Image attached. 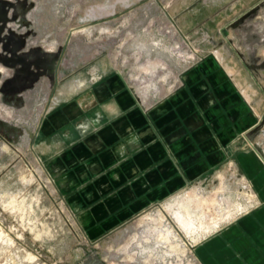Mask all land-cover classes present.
<instances>
[{
  "label": "rangeland",
  "instance_id": "rangeland-1",
  "mask_svg": "<svg viewBox=\"0 0 264 264\" xmlns=\"http://www.w3.org/2000/svg\"><path fill=\"white\" fill-rule=\"evenodd\" d=\"M210 2L0 0V264H200L194 246L202 236L260 202L243 154H262L263 119L242 135L239 158L98 239L87 235L36 150L42 118L85 90L99 61L145 110L176 91L183 72L204 58L199 43L219 37L186 32L181 16ZM188 217L211 229L190 235L180 220Z\"/></svg>",
  "mask_w": 264,
  "mask_h": 264
},
{
  "label": "crops",
  "instance_id": "crops-1",
  "mask_svg": "<svg viewBox=\"0 0 264 264\" xmlns=\"http://www.w3.org/2000/svg\"><path fill=\"white\" fill-rule=\"evenodd\" d=\"M193 13L181 16L183 30L219 37L199 43L204 58L150 110L99 61L87 72L90 85L42 118L37 153L92 239L239 158L242 135L264 120V0H211ZM256 137L262 154L243 161L260 202L202 236L194 246L200 264H264V133Z\"/></svg>",
  "mask_w": 264,
  "mask_h": 264
},
{
  "label": "bare ground",
  "instance_id": "bare-ground-1",
  "mask_svg": "<svg viewBox=\"0 0 264 264\" xmlns=\"http://www.w3.org/2000/svg\"><path fill=\"white\" fill-rule=\"evenodd\" d=\"M187 219H188L187 221H185L184 219H180L181 220V224L183 225V227H189L188 233L190 235H192V236H193L192 233H195V232H197L199 230L200 231L201 230H204L205 232H207V231H209L211 229V226H205L202 223H198L199 226L198 227H194V226L191 225V223H193L192 218L191 217H188ZM198 222H199V219H198ZM208 225H210V224H208Z\"/></svg>",
  "mask_w": 264,
  "mask_h": 264
},
{
  "label": "water",
  "instance_id": "water-1",
  "mask_svg": "<svg viewBox=\"0 0 264 264\" xmlns=\"http://www.w3.org/2000/svg\"><path fill=\"white\" fill-rule=\"evenodd\" d=\"M259 10V7H254L252 8L250 11H248L247 13H245L243 16H241L238 20H236L234 22V24H232L233 27H236L237 25L244 23L246 21V19L253 17L257 11ZM224 33H227V30H224Z\"/></svg>",
  "mask_w": 264,
  "mask_h": 264
}]
</instances>
